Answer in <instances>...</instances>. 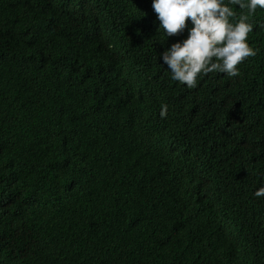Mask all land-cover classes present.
Returning <instances> with one entry per match:
<instances>
[{"label": "trees", "instance_id": "trees-1", "mask_svg": "<svg viewBox=\"0 0 264 264\" xmlns=\"http://www.w3.org/2000/svg\"><path fill=\"white\" fill-rule=\"evenodd\" d=\"M72 1L63 18L43 0H0V264H226L203 203L182 194L197 182L160 185L156 158L141 143L181 90L159 54L153 0ZM98 17L109 26L100 33ZM249 20L257 54L237 77H221L230 89L210 100L241 117L237 139L260 155L264 73L255 82L248 71L264 69V10ZM209 109L191 112L180 134L186 147L203 149L222 183L223 157L239 156L224 140L214 144L222 119L203 117ZM238 165L246 177L251 164ZM211 198L231 204L220 193ZM198 217L206 232L190 230Z\"/></svg>", "mask_w": 264, "mask_h": 264}, {"label": "clouds", "instance_id": "clouds-1", "mask_svg": "<svg viewBox=\"0 0 264 264\" xmlns=\"http://www.w3.org/2000/svg\"><path fill=\"white\" fill-rule=\"evenodd\" d=\"M43 1L56 16L69 18L72 0ZM233 6L246 10V14L237 18ZM152 8L160 23L153 25L163 35L159 54L173 82L181 88L171 97L167 118V105L161 106L160 116L166 118L163 126L160 129L147 126V135L140 136L146 150L156 158L158 183L173 191L176 183L196 181L192 186L194 193L187 188L182 194L203 203L201 209L217 227L219 247L226 250V264H264V154L252 155L258 152L253 144L248 139H237L243 121L237 113L229 112L230 105L211 106L216 103L210 100V96H220L227 91L217 90L230 89L224 86L221 77H237L242 63H249L256 56V50L247 43L249 34L256 28L249 17L258 8L264 10V0H229L227 4L225 0H153ZM5 19L8 23L7 16ZM96 19L100 24L99 33L109 28L103 19ZM97 39L100 43L101 39ZM248 72L253 81L263 82L260 75L264 69ZM195 88H199L203 96L196 93ZM131 101H135L133 95ZM203 106H210L203 117L216 115L222 119L221 132L218 129L211 136L215 138L214 144L220 143L217 139L224 140L239 156L233 160L227 153L223 157L220 163L223 165L217 169H228L222 183L214 165L207 162L203 149L186 147L185 137L180 134L183 126L195 116L192 113ZM238 106L239 101L235 99L233 108ZM262 121L257 133L261 139L264 138V118ZM178 143L182 145L177 146ZM237 147L244 151L243 155ZM238 162L251 164L246 177L237 176ZM235 172L237 177L232 178ZM245 180L247 183L242 186ZM241 187L244 195L238 192ZM214 193L230 199V206L225 209L215 204L211 198ZM188 225L194 233L206 232L201 217L188 221ZM241 242L243 245L238 249Z\"/></svg>", "mask_w": 264, "mask_h": 264}]
</instances>
